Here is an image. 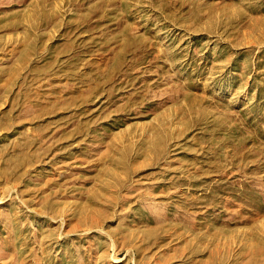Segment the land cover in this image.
<instances>
[{"label": "rangeland", "instance_id": "obj_1", "mask_svg": "<svg viewBox=\"0 0 264 264\" xmlns=\"http://www.w3.org/2000/svg\"><path fill=\"white\" fill-rule=\"evenodd\" d=\"M0 264H264V0H0Z\"/></svg>", "mask_w": 264, "mask_h": 264}]
</instances>
